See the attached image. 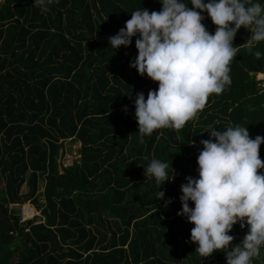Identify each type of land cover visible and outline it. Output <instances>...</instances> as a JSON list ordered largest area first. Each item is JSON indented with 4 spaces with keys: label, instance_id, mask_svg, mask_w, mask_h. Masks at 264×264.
<instances>
[{
    "label": "trees",
    "instance_id": "obj_1",
    "mask_svg": "<svg viewBox=\"0 0 264 264\" xmlns=\"http://www.w3.org/2000/svg\"><path fill=\"white\" fill-rule=\"evenodd\" d=\"M257 73L264 0H0V264H264Z\"/></svg>",
    "mask_w": 264,
    "mask_h": 264
},
{
    "label": "rangeland",
    "instance_id": "obj_2",
    "mask_svg": "<svg viewBox=\"0 0 264 264\" xmlns=\"http://www.w3.org/2000/svg\"><path fill=\"white\" fill-rule=\"evenodd\" d=\"M263 78H264L263 74H260V73L256 74V80L257 81H261L262 85L264 86V79ZM79 148H80V143L79 142H69V141H67L66 144H65L64 149H60L59 150L60 154L63 151V162L66 165H67V163L71 162L72 160L75 161V160H77L79 158V155H78ZM44 186H45V182L43 181V179H40L39 182H38V196L40 197L41 204H44L43 203V197H42ZM2 188H3V182L0 181V192H1ZM26 192H27V187L23 186L22 189H21V193L25 194ZM25 204H26L27 208L34 207L33 204L30 203V202H27ZM20 208H21V205H11V206H9V213L18 214L19 211H20ZM263 213H264V211H263ZM36 215L39 216L40 213L37 211ZM16 261H17L16 257L13 256L11 258L10 264H16Z\"/></svg>",
    "mask_w": 264,
    "mask_h": 264
},
{
    "label": "built area",
    "instance_id": "obj_3",
    "mask_svg": "<svg viewBox=\"0 0 264 264\" xmlns=\"http://www.w3.org/2000/svg\"><path fill=\"white\" fill-rule=\"evenodd\" d=\"M37 211L35 207L27 208L26 204L21 205L19 216H20V223H27L28 221L36 220L34 223H39L40 215H36Z\"/></svg>",
    "mask_w": 264,
    "mask_h": 264
},
{
    "label": "clouds",
    "instance_id": "obj_4",
    "mask_svg": "<svg viewBox=\"0 0 264 264\" xmlns=\"http://www.w3.org/2000/svg\"><path fill=\"white\" fill-rule=\"evenodd\" d=\"M264 79V78H263Z\"/></svg>",
    "mask_w": 264,
    "mask_h": 264
}]
</instances>
